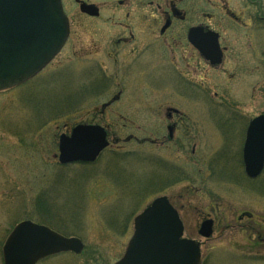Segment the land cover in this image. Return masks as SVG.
<instances>
[{"label": "rangeland", "instance_id": "1", "mask_svg": "<svg viewBox=\"0 0 264 264\" xmlns=\"http://www.w3.org/2000/svg\"><path fill=\"white\" fill-rule=\"evenodd\" d=\"M62 1L70 23L64 49L38 77L0 92V264L8 235L26 220L85 245L39 264H115L136 216L162 196L178 210L184 238L201 244L202 264H264L253 259L264 243L259 252L250 245L253 230L264 231V173L250 181L241 165L247 126L264 114V23L255 22L264 0H82L100 9L98 18ZM172 3L187 21L162 36ZM200 24L221 36L217 69L185 40ZM127 27L137 41L116 46ZM147 42L149 82L143 73L117 74ZM101 68L116 81H102ZM169 108L181 113L180 125L161 145ZM78 124L105 127L112 145L94 164L61 166L59 137ZM207 216L218 220L210 240L199 236Z\"/></svg>", "mask_w": 264, "mask_h": 264}, {"label": "water", "instance_id": "2", "mask_svg": "<svg viewBox=\"0 0 264 264\" xmlns=\"http://www.w3.org/2000/svg\"><path fill=\"white\" fill-rule=\"evenodd\" d=\"M82 14L98 17L95 5L75 0ZM169 22L165 25V31ZM70 34L62 0H0V92L18 87L38 75L61 52ZM188 41L212 66L222 63L219 35L207 27H194ZM109 147L106 130L78 125L59 138V163H94ZM245 174L258 178L264 170V115L253 119L243 149ZM212 221L200 235L209 239ZM184 226L167 197L154 200L134 220V234L124 257L116 264H201L200 244L183 238ZM84 244L30 221L18 224L7 237L4 264H38L62 253L80 254Z\"/></svg>", "mask_w": 264, "mask_h": 264}, {"label": "flooded vegetation", "instance_id": "3", "mask_svg": "<svg viewBox=\"0 0 264 264\" xmlns=\"http://www.w3.org/2000/svg\"><path fill=\"white\" fill-rule=\"evenodd\" d=\"M249 1H252V0H249ZM250 4H252V2ZM259 7L260 6H258V8ZM170 9H171L170 13L166 12V14H165L166 15L165 25L167 24V22H169V27L165 31L163 30L165 25L162 27V29H161V35L162 36L166 35L167 31L173 26V24H175V23L176 24L177 23H185L187 21V14L185 12H182L181 10H179L178 7L176 6V4L172 3ZM255 19L257 20L255 22H257L259 24L264 23V16H263L260 8H259V12L256 13ZM200 26L207 27L210 30L215 31L214 29L210 28V26H206V25H202V24L197 25V26L189 27L188 30H190L193 27H200ZM126 29L128 30V36H124V37L118 38L117 41L115 42L116 46L117 45L119 46V45H122V44L125 45V46L126 45H132L134 42L137 41L136 34L130 32V28H128V27ZM148 30H151V27L148 28ZM188 30H187V33L185 35V40L187 41L189 46H191V44L188 42ZM215 32H217V31H215ZM146 34L148 35V34H150V32H146ZM151 45H153V42H150V43L147 42L146 44L142 45L139 49H136V51L134 52V56H135L134 62L130 61L129 63H127V66H124L122 68L121 64L118 63L117 64V66H118L117 74H120L121 76H126V75H129V74L132 75V74L143 73L142 76L145 79L144 82H149L150 75L152 74V71H153V69L151 70V66H153V63H151L150 58H149V57H151V52H150ZM221 47H222V45H221ZM222 49H223L224 58H225V49L224 48H222ZM192 50H193V52L197 53L201 57V59H203L201 54L195 48L192 47ZM115 57H116L117 60H119V53L118 52H116ZM144 58H146V59L144 60ZM224 58H223V63H224ZM223 63L221 64V66L223 65ZM208 65L211 68H213V69H217V68L221 67V66L213 67L210 64H208ZM171 69H172V75L175 77V79H177L179 81L180 85H184V87L187 86L188 83L186 82L187 80H186V76L184 75L185 73L183 74L181 69L180 68L179 69L175 68V66L173 68L171 66ZM99 75H100L102 81H105L106 84H108L110 81L111 82H115L116 81V76L114 75V78H113L112 75H109L107 73L106 69H103V68L99 69ZM110 76H112V77H110ZM121 95H122V93L119 92V94L115 97V101L120 99ZM166 114H167L166 115L167 122H170L167 125L168 136H167L166 140L162 141L161 145H164V143H166V142H172L174 140L175 133L178 130V127L180 125V123L178 122V119L181 120V118H180L181 117V113L178 110L174 109V108H169L167 110ZM150 142L153 143V144H157L158 143L156 140H153V141L151 140ZM241 165L243 167L242 154H241ZM173 172L175 173V171H173ZM175 174L178 175V173H175ZM202 220H203V222L206 221V220H211L212 221V229H213V234H214L215 226H217V221H218L217 217L211 218V217L207 216V217L203 218ZM259 227H261V226H259ZM259 230H261V229H259ZM253 232H254V234L251 236L252 243L250 245H252L253 248L258 249V252H259L260 249L263 248V246L261 244L264 243V235H262L264 233V231L258 233L257 230L255 229V230H253ZM199 233H200V230H199ZM208 240H210V239H208ZM251 252H257V251H251ZM243 259H246V258L243 257ZM247 259H251V257L248 256ZM253 259H255V260L256 259H258V260L264 259V255L263 256H258V257L256 256Z\"/></svg>", "mask_w": 264, "mask_h": 264}]
</instances>
